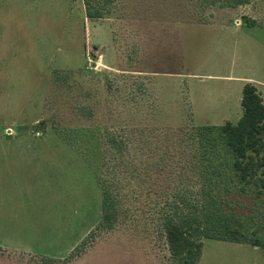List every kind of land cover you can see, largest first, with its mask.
Listing matches in <instances>:
<instances>
[{"label":"rangeland","instance_id":"obj_1","mask_svg":"<svg viewBox=\"0 0 264 264\" xmlns=\"http://www.w3.org/2000/svg\"><path fill=\"white\" fill-rule=\"evenodd\" d=\"M90 8L103 17L86 0H0V264H172L164 217L201 199L194 129L236 124L248 82L264 100V0ZM234 190L264 236V195ZM198 264H264V250L203 239Z\"/></svg>","mask_w":264,"mask_h":264},{"label":"trees","instance_id":"obj_2","mask_svg":"<svg viewBox=\"0 0 264 264\" xmlns=\"http://www.w3.org/2000/svg\"><path fill=\"white\" fill-rule=\"evenodd\" d=\"M203 1L235 7L248 0ZM90 3L91 0H86L88 16L102 18L103 12H93ZM241 106L243 114L239 121L236 124L226 122L217 135L212 127L193 131L201 161V199L188 200V212H181L177 206L173 213L164 217L172 264H198L203 239L208 238L250 243L264 250V236L249 229L251 216L241 218L230 197L236 195V186L241 194L247 193L248 187H254L258 196L264 195V100L252 82L243 87ZM107 140L114 150L123 154L117 136L108 133ZM101 186L103 201L99 227L110 228L117 219V196L109 182L102 181ZM183 203L186 205L185 200Z\"/></svg>","mask_w":264,"mask_h":264}]
</instances>
